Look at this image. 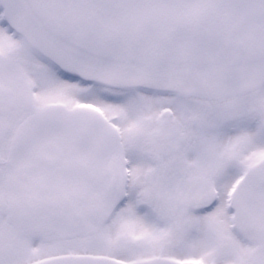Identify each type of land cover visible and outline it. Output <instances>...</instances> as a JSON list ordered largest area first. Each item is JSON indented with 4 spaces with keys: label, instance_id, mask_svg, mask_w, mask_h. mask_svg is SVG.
<instances>
[{
    "label": "snow or ice",
    "instance_id": "snow-or-ice-1",
    "mask_svg": "<svg viewBox=\"0 0 264 264\" xmlns=\"http://www.w3.org/2000/svg\"><path fill=\"white\" fill-rule=\"evenodd\" d=\"M0 264H264V0H0Z\"/></svg>",
    "mask_w": 264,
    "mask_h": 264
}]
</instances>
